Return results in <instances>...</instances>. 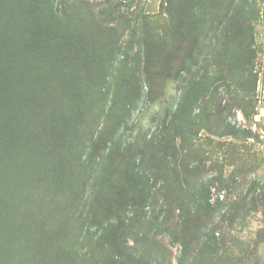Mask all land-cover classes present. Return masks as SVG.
<instances>
[{
    "label": "rangeland",
    "instance_id": "1",
    "mask_svg": "<svg viewBox=\"0 0 264 264\" xmlns=\"http://www.w3.org/2000/svg\"><path fill=\"white\" fill-rule=\"evenodd\" d=\"M35 1L0 0L3 28L31 40L9 66L0 38V264H238L239 253L264 264L256 203L216 228L221 250L204 246L194 224L178 229L176 173L149 160L155 125L157 153L178 148L180 121L224 117L252 137L196 131L216 163L210 201L238 196L229 178L263 175L264 0ZM136 166L155 185L148 209Z\"/></svg>",
    "mask_w": 264,
    "mask_h": 264
},
{
    "label": "trees",
    "instance_id": "2",
    "mask_svg": "<svg viewBox=\"0 0 264 264\" xmlns=\"http://www.w3.org/2000/svg\"><path fill=\"white\" fill-rule=\"evenodd\" d=\"M1 3L3 7V2ZM23 3L26 6L21 7V10L22 8L27 9L28 7L34 8V4L36 3V1L21 0V4ZM5 23L6 22H4V24ZM20 26L22 27L21 24ZM0 29V38H2L4 42L11 41L14 47L11 51L12 53L8 57L3 58V64L11 66V60L16 61L19 56L22 57L25 53H28V51L24 49V45H26V41L28 43L31 40H29L27 37H25V40L24 35L12 32V30H14L12 28V25L11 31H9V29L6 27L3 28L2 16L0 17ZM17 32L20 31L18 30ZM68 34L73 36L72 33ZM207 36H209L208 33ZM68 40V44L70 45L72 39L69 38ZM78 43L81 45L82 42L78 41ZM80 45H78L77 47H79ZM197 63L198 61H196V59H192V66H196ZM227 108V106L220 107L217 109V111L223 114V112L227 110ZM240 108L243 107L240 106ZM195 126L196 130L195 132H192ZM155 127V132H153V134L149 138L151 143V158H149V160L154 163H156L157 161L159 163H164L166 168L165 173L169 174L171 171H173L177 175V181L180 187L181 195H183V197L175 199V202H177L178 207L180 208L179 219L182 222V224L180 225L179 221L178 229H180L181 231H185L194 224L196 226L194 232L196 240H198L199 238L202 245L214 247L216 249L218 248L221 250L220 247L226 244V240L222 238L221 231L217 230L216 228L224 229V227L227 228L230 226V228L234 229L235 225L238 222L247 217V205L250 203L252 204V202L254 204L256 203L254 208H256L257 211H261L264 215V173L260 177H255L250 182L249 180H247V178L245 180H238V178L236 179L234 177L229 178L231 189L235 190L238 196L228 201L224 207L216 202L213 203L210 201V193L212 186L211 182L213 180V178L210 176V171L216 163L211 164L215 161H213L211 158H204V155H202V143L197 142L195 137L196 131L200 129H209L213 131V133L218 135H229L236 139L247 140V138L252 137L250 129H245L236 124H233L232 122L227 121L224 117L220 118V121H218L217 123H213L210 119L209 121L201 119L198 123L196 122L192 124L186 123L185 121H180L177 127L178 135L172 137L174 138V140L177 138L179 139L180 143H178V148H175L174 150L170 151L171 148L167 147L165 150H160L155 153L156 148L154 146L158 147L159 144L161 145L163 139V132L159 133L160 131H162L161 124L155 125ZM210 142L208 143L210 145H213L214 142H212V140H210ZM195 145H198L199 147H196ZM194 151L198 154L201 153L202 155L197 161H195V159H192ZM159 154L161 155L159 156ZM19 170L22 177H30L25 170ZM142 170H139V167L137 166L134 170L136 180L133 182V191H135L133 193L134 195H136V197H138V191L139 193L143 192L145 194L146 198L141 203L140 201H138L137 207H142V209H148L153 204L157 203L155 198H153V201L149 198L154 192L152 189L155 185H153L152 183L149 184V177L142 174ZM145 177L146 180L144 182V186H142V181H144L142 179ZM165 181L171 186V177L169 179L165 177ZM220 181H222V179H220ZM141 187H145V189H140ZM167 187L165 188L168 189ZM147 188L149 190L145 191ZM137 189L138 191H136ZM127 191L128 189H126V192L121 194L122 197L128 193ZM246 192H252L253 194L255 193V195H252L253 197L249 198L250 193ZM138 198H141V196H139ZM168 199L170 198L168 197ZM206 221H210V223L205 224ZM136 252L137 254L139 253L137 257L146 254L144 251L140 250H136ZM235 259L238 264H251L250 257L243 255L242 253L237 254L235 256Z\"/></svg>",
    "mask_w": 264,
    "mask_h": 264
}]
</instances>
